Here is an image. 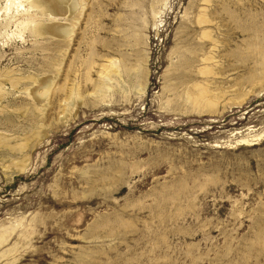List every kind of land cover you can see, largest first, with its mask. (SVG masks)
<instances>
[{"label": "rangeland", "instance_id": "1", "mask_svg": "<svg viewBox=\"0 0 264 264\" xmlns=\"http://www.w3.org/2000/svg\"><path fill=\"white\" fill-rule=\"evenodd\" d=\"M5 4L0 264H264V0Z\"/></svg>", "mask_w": 264, "mask_h": 264}, {"label": "bare ground", "instance_id": "2", "mask_svg": "<svg viewBox=\"0 0 264 264\" xmlns=\"http://www.w3.org/2000/svg\"><path fill=\"white\" fill-rule=\"evenodd\" d=\"M82 1L83 0H6V4L3 6L2 10L7 19H14L13 24L15 28H20L22 31L27 30L30 36L32 35L36 38H40L45 35H60L67 38L66 35L72 32V28L70 27L72 25L70 24V26H67L55 23L56 17L60 15L63 16L64 14L66 15L67 13L71 14L76 10L77 7H79L78 5H80ZM12 7H14V11L11 12ZM8 22L4 23L1 26L0 35L3 32L5 33V30L8 28V26H10V22ZM199 22L204 21L200 20ZM7 32L9 33V31ZM13 82L14 80L12 81V83ZM99 89L100 92L103 91V87ZM47 90L48 85L45 86V91L42 95H46ZM242 142H246V140L243 139ZM240 145L244 144L242 143Z\"/></svg>", "mask_w": 264, "mask_h": 264}]
</instances>
